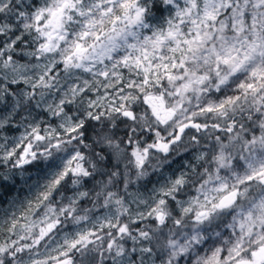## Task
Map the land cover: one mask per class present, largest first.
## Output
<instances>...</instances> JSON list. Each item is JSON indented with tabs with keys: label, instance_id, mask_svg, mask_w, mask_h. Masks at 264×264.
<instances>
[{
	"label": "clouds",
	"instance_id": "obj_1",
	"mask_svg": "<svg viewBox=\"0 0 264 264\" xmlns=\"http://www.w3.org/2000/svg\"><path fill=\"white\" fill-rule=\"evenodd\" d=\"M0 264H264V0H0Z\"/></svg>",
	"mask_w": 264,
	"mask_h": 264
},
{
	"label": "trees",
	"instance_id": "obj_2",
	"mask_svg": "<svg viewBox=\"0 0 264 264\" xmlns=\"http://www.w3.org/2000/svg\"><path fill=\"white\" fill-rule=\"evenodd\" d=\"M7 190H8L9 192H11V191H12V189H11V188H8Z\"/></svg>",
	"mask_w": 264,
	"mask_h": 264
}]
</instances>
